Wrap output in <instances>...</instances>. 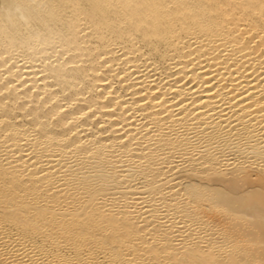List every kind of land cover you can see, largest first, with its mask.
I'll return each instance as SVG.
<instances>
[{"label":"bare ground","instance_id":"bare-ground-1","mask_svg":"<svg viewBox=\"0 0 264 264\" xmlns=\"http://www.w3.org/2000/svg\"><path fill=\"white\" fill-rule=\"evenodd\" d=\"M0 264H264V0H0Z\"/></svg>","mask_w":264,"mask_h":264}]
</instances>
